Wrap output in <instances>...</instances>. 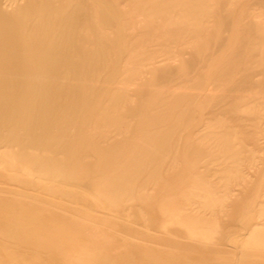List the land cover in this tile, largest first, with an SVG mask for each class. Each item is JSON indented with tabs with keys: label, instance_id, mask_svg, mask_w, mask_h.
Segmentation results:
<instances>
[{
	"label": "bare ground",
	"instance_id": "1",
	"mask_svg": "<svg viewBox=\"0 0 264 264\" xmlns=\"http://www.w3.org/2000/svg\"><path fill=\"white\" fill-rule=\"evenodd\" d=\"M262 3L0 0V264H264Z\"/></svg>",
	"mask_w": 264,
	"mask_h": 264
},
{
	"label": "rangeland",
	"instance_id": "2",
	"mask_svg": "<svg viewBox=\"0 0 264 264\" xmlns=\"http://www.w3.org/2000/svg\"><path fill=\"white\" fill-rule=\"evenodd\" d=\"M256 2H264V0H250V3L253 5V7H254V4ZM261 5H264V4L262 3ZM261 23H262L261 19L256 18V17H254V19L251 21L252 26L257 27V28L261 27V25H262ZM263 26H264V24H263ZM187 54H189V52Z\"/></svg>",
	"mask_w": 264,
	"mask_h": 264
}]
</instances>
